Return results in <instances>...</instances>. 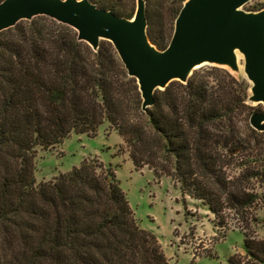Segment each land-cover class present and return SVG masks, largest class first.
<instances>
[{
    "label": "trees",
    "instance_id": "obj_1",
    "mask_svg": "<svg viewBox=\"0 0 264 264\" xmlns=\"http://www.w3.org/2000/svg\"><path fill=\"white\" fill-rule=\"evenodd\" d=\"M89 1L133 16L124 0ZM143 1L147 38L163 50L185 0ZM76 36L45 16L0 32V264H168L156 235L136 223L110 168L83 159L36 183V151L72 133L93 137L107 122L136 171L170 177L183 207L185 197L199 202L225 227L226 210L253 203L223 172L225 155L243 148L237 118L251 110L249 85L206 66L185 84L155 91L142 112L136 81L112 45L100 41L93 52ZM241 232L244 254L228 264H264V239Z\"/></svg>",
    "mask_w": 264,
    "mask_h": 264
},
{
    "label": "water",
    "instance_id": "obj_2",
    "mask_svg": "<svg viewBox=\"0 0 264 264\" xmlns=\"http://www.w3.org/2000/svg\"><path fill=\"white\" fill-rule=\"evenodd\" d=\"M251 1L185 0L163 50L147 38L143 0H136L131 19L99 9L89 0H2L0 32L45 16L73 29L77 40L93 52L100 41L109 42L126 75L136 81L142 112L152 106L155 91L173 81L185 84L201 66L235 74L241 68L249 83L247 103L264 109V9L244 11ZM249 125L264 131V111L251 113Z\"/></svg>",
    "mask_w": 264,
    "mask_h": 264
},
{
    "label": "rangeland",
    "instance_id": "obj_3",
    "mask_svg": "<svg viewBox=\"0 0 264 264\" xmlns=\"http://www.w3.org/2000/svg\"><path fill=\"white\" fill-rule=\"evenodd\" d=\"M123 4L126 12L134 15L136 0H124ZM262 9L264 0H252L243 7L246 12ZM230 73L249 85L241 68L237 74ZM247 105L251 110L237 118L243 148L225 155L223 172L231 186L251 196L253 203L243 209L226 210L225 227H219L199 202L185 197L183 207L178 185L170 177L154 175L148 167L136 171L121 137L107 122L93 137L72 133L56 147L37 150L34 178L36 183L49 181L78 167L83 159L96 161L113 171L136 223L156 235L168 264H228L229 257L244 254L243 229L264 239V131H255L249 125L251 113L264 109L262 105Z\"/></svg>",
    "mask_w": 264,
    "mask_h": 264
}]
</instances>
